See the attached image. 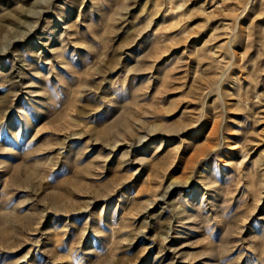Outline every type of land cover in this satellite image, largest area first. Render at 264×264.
<instances>
[{
	"label": "rangeland",
	"instance_id": "obj_1",
	"mask_svg": "<svg viewBox=\"0 0 264 264\" xmlns=\"http://www.w3.org/2000/svg\"><path fill=\"white\" fill-rule=\"evenodd\" d=\"M0 264H264V0H0Z\"/></svg>",
	"mask_w": 264,
	"mask_h": 264
}]
</instances>
